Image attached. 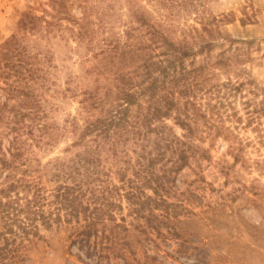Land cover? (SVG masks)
Returning a JSON list of instances; mask_svg holds the SVG:
<instances>
[{
  "label": "rangeland",
  "instance_id": "1",
  "mask_svg": "<svg viewBox=\"0 0 264 264\" xmlns=\"http://www.w3.org/2000/svg\"><path fill=\"white\" fill-rule=\"evenodd\" d=\"M35 24L48 37L40 28L27 32ZM150 31V47L140 48ZM164 53L178 54L181 62L167 74L154 70L153 106L166 105L173 75L187 83L172 87L173 107L181 113L188 111L186 101L196 104L188 105L196 112L188 138L175 118L179 111L161 119L170 137L186 135L192 146L175 173V188L184 195L143 205L115 201L102 207L95 228L132 263L264 264V0H0L1 145L12 140L22 148L17 164L23 163V140L31 142L27 155L41 166L83 151L78 133L85 119L104 113L99 106L83 110L82 103L91 94L107 110L121 103L119 79L140 80L144 61L165 59ZM23 59L45 79L43 88L39 80L27 84L38 88L40 105L23 104ZM13 61L20 63L18 73L5 75L4 64ZM137 101L151 102L147 93ZM23 109L47 111L49 125L65 132L35 146L23 134ZM136 109L131 105L130 113ZM72 119L76 132L68 130ZM22 169L0 172L1 201L9 197L1 189L13 179L4 175ZM39 229L31 251L22 247L19 259L7 264H83L68 230ZM119 257L111 261L120 264Z\"/></svg>",
  "mask_w": 264,
  "mask_h": 264
},
{
  "label": "trees",
  "instance_id": "2",
  "mask_svg": "<svg viewBox=\"0 0 264 264\" xmlns=\"http://www.w3.org/2000/svg\"><path fill=\"white\" fill-rule=\"evenodd\" d=\"M45 22L49 24L50 20ZM38 25L27 28V32H36L40 28L42 37H48ZM153 34L154 32H149V37L140 48L150 47L151 41L154 40ZM164 55L165 59L156 62L152 59L146 63L144 61L145 70L140 80L126 81L124 77L119 79L116 96L121 103L111 102L112 105L107 110L100 104L101 98L96 101L98 97L94 94L82 103L83 110L99 106V112L104 113L94 120L89 117L85 119L82 130L78 133V141L83 143V151L41 166L39 161L37 165L34 164L32 155H27V151L32 150L31 142L23 140V163L20 161L16 164L15 159H18L22 148L12 140L8 141L7 148L2 147L0 142V172L8 168H23V173L19 175L10 171L4 175L13 179L1 189V192L9 197L7 200H0V264H7L10 258H14L13 261L18 260L19 253L16 252L22 247L23 253L31 251L35 239L41 237L40 226L44 229L55 227L68 230L66 237L72 243L78 244L81 250L78 258L83 264H119L111 261L112 255L123 259L120 264H140L132 263L123 249L114 247L111 239L109 244H106L105 238L99 235L95 228V221L101 217L102 207L113 205L115 201L125 200L130 204L143 205L166 202L169 195H184L182 191L178 193L175 188V173L188 158L187 152L192 146L187 142L186 135L183 138L170 137L161 119L168 116L171 110L179 111L175 118L181 127L187 128L188 138L193 133L189 118L196 117V112L190 111L194 109H190L188 105L195 107L196 104L185 102L186 109L192 113L185 110L180 113L178 107H173L174 84L180 82L187 87L186 81H180L181 79L173 75L170 81L174 83L170 89L166 88L163 95L166 105L153 106L154 93L151 89L159 87L154 70L167 74L170 67L175 68L176 64L181 62L178 54ZM13 62L4 64L5 75L18 73L14 67L20 63ZM35 72L36 69L26 65L23 59V104L35 102L40 105V94L36 91L38 88L27 86L29 81L33 83L38 80L40 88L46 85L44 77L40 76L41 80L36 78ZM21 77L19 76L20 79ZM15 89L13 86L12 93ZM146 93L151 102L147 101L144 105L137 101V98ZM135 103L137 109L130 113V107ZM28 115L27 121L25 116ZM46 117L45 110L43 112L23 109V134L33 139L35 146L50 145L53 136L65 132L49 125ZM68 126L71 132H76L79 128L75 119H72ZM88 133L91 137L87 139ZM160 160L163 161L159 163L158 169L156 164ZM128 170L130 176L126 175ZM115 177L119 184L114 183ZM47 180L53 181L54 184L48 185ZM11 192L14 194H9ZM82 220L85 221L83 224ZM2 227L4 229H1Z\"/></svg>",
  "mask_w": 264,
  "mask_h": 264
}]
</instances>
